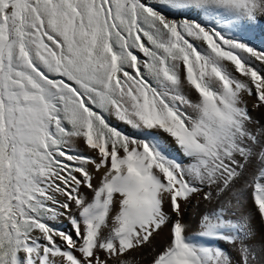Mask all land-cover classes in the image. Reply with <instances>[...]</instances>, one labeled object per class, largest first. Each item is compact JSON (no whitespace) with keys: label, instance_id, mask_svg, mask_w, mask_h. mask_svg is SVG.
Here are the masks:
<instances>
[{"label":"snow or ice","instance_id":"snow-or-ice-1","mask_svg":"<svg viewBox=\"0 0 264 264\" xmlns=\"http://www.w3.org/2000/svg\"><path fill=\"white\" fill-rule=\"evenodd\" d=\"M0 264H264V0H0Z\"/></svg>","mask_w":264,"mask_h":264},{"label":"bare ground","instance_id":"bare-ground-1","mask_svg":"<svg viewBox=\"0 0 264 264\" xmlns=\"http://www.w3.org/2000/svg\"><path fill=\"white\" fill-rule=\"evenodd\" d=\"M189 211H190V213L192 212V210H191V209H190ZM160 239H161V240H163V239H164V237L162 236Z\"/></svg>","mask_w":264,"mask_h":264},{"label":"rangeland","instance_id":"rangeland-1","mask_svg":"<svg viewBox=\"0 0 264 264\" xmlns=\"http://www.w3.org/2000/svg\"><path fill=\"white\" fill-rule=\"evenodd\" d=\"M81 147H82V145H81Z\"/></svg>","mask_w":264,"mask_h":264}]
</instances>
